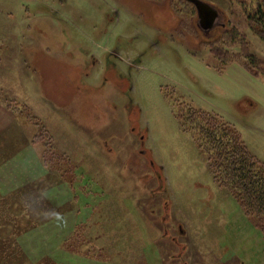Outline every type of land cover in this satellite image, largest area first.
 <instances>
[{
	"label": "rangeland",
	"instance_id": "374dc122",
	"mask_svg": "<svg viewBox=\"0 0 264 264\" xmlns=\"http://www.w3.org/2000/svg\"><path fill=\"white\" fill-rule=\"evenodd\" d=\"M202 1L209 32L186 0H0L5 245L36 264L262 262L263 232L182 117L222 118L264 161V0ZM232 29L244 41L216 46Z\"/></svg>",
	"mask_w": 264,
	"mask_h": 264
},
{
	"label": "trees",
	"instance_id": "16d2710c",
	"mask_svg": "<svg viewBox=\"0 0 264 264\" xmlns=\"http://www.w3.org/2000/svg\"><path fill=\"white\" fill-rule=\"evenodd\" d=\"M260 10L256 17L252 18H255L254 21L258 28L256 33L264 41V9ZM236 31L232 29L224 32L220 37L217 35V39L213 42L218 46L244 41L242 34ZM221 51L216 50V57L222 59L223 66L235 62L228 51ZM250 58L253 59V56ZM246 63L249 68L254 69L248 61ZM182 124L199 141L200 150L208 163V171L213 175L215 182L238 200L248 217L255 218L257 227L264 235V161L252 155L234 126L216 115L190 109L186 115H183ZM55 157L51 156L47 159L43 156L44 166L47 167V162H54ZM41 180L35 184V188L37 184L47 182L46 178H41ZM26 189H29V186ZM15 227L20 228V226ZM26 231L22 232L26 233ZM20 234H22L21 231L13 238L18 239ZM4 241L6 240L0 237V242H3L0 243V260L6 258L5 262H1L2 264H36L34 261L31 262L28 254L25 255V250L21 246L14 242L5 245Z\"/></svg>",
	"mask_w": 264,
	"mask_h": 264
},
{
	"label": "water",
	"instance_id": "95a60500",
	"mask_svg": "<svg viewBox=\"0 0 264 264\" xmlns=\"http://www.w3.org/2000/svg\"><path fill=\"white\" fill-rule=\"evenodd\" d=\"M197 9L199 25L203 32H209L217 26L219 11L212 5L202 0H186Z\"/></svg>",
	"mask_w": 264,
	"mask_h": 264
},
{
	"label": "flooded vegetation",
	"instance_id": "af4514ba",
	"mask_svg": "<svg viewBox=\"0 0 264 264\" xmlns=\"http://www.w3.org/2000/svg\"><path fill=\"white\" fill-rule=\"evenodd\" d=\"M174 242L176 243V241H174ZM185 247H186V246H184V248H185ZM176 257H178V258H177L178 260L182 259V256H176ZM177 259H176V260H177ZM185 264H187V263H185Z\"/></svg>",
	"mask_w": 264,
	"mask_h": 264
},
{
	"label": "crops",
	"instance_id": "0c3cea01",
	"mask_svg": "<svg viewBox=\"0 0 264 264\" xmlns=\"http://www.w3.org/2000/svg\"><path fill=\"white\" fill-rule=\"evenodd\" d=\"M260 264H264V259L262 260V262Z\"/></svg>",
	"mask_w": 264,
	"mask_h": 264
}]
</instances>
